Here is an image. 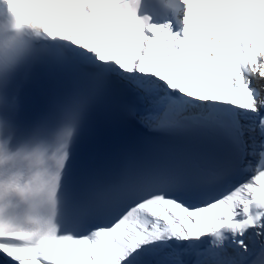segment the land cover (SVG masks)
I'll return each instance as SVG.
<instances>
[{"label": "snow or ice", "instance_id": "snow-or-ice-1", "mask_svg": "<svg viewBox=\"0 0 264 264\" xmlns=\"http://www.w3.org/2000/svg\"><path fill=\"white\" fill-rule=\"evenodd\" d=\"M69 2L75 43L110 66L104 98L115 77L140 105L129 115L160 138L73 178L58 223L0 220V262L264 264V0H155L162 13L146 0ZM222 63L226 91L176 82Z\"/></svg>", "mask_w": 264, "mask_h": 264}, {"label": "clouds", "instance_id": "clouds-1", "mask_svg": "<svg viewBox=\"0 0 264 264\" xmlns=\"http://www.w3.org/2000/svg\"><path fill=\"white\" fill-rule=\"evenodd\" d=\"M108 86H109V81H108L107 76L105 75V77L101 80L100 84L98 85V88L100 90H103V89H107ZM13 163L22 169L26 168L28 164L30 163L29 155L26 152L21 153L20 155L15 157ZM21 191H24V189H22Z\"/></svg>", "mask_w": 264, "mask_h": 264}]
</instances>
